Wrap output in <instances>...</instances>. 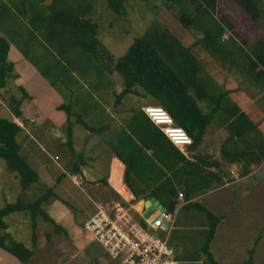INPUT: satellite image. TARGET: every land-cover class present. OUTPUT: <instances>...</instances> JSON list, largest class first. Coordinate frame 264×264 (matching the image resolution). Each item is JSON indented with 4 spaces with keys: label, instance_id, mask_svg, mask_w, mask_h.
<instances>
[{
    "label": "crops",
    "instance_id": "crops-1",
    "mask_svg": "<svg viewBox=\"0 0 264 264\" xmlns=\"http://www.w3.org/2000/svg\"><path fill=\"white\" fill-rule=\"evenodd\" d=\"M53 1L55 0H27L26 2L21 0L20 6H17L19 4L15 5L16 8L10 6L12 9L10 15L13 16V13L16 12L18 21L23 22L28 29V31L24 30V37L14 40L12 33L7 31L1 20L7 16L8 5L4 0H0V4H2L0 5V36L5 38L10 45L8 59L13 63L14 74L17 75L16 79L8 80L6 87L0 90V119H6L19 125L21 132L16 137L20 147L19 153L29 165V160H33L37 164L36 166L41 169L39 171L43 173L41 176L40 172L30 165L38 174L39 182L22 193L18 179L0 163V209L5 204L14 203L20 196L27 202L33 200L32 192L35 188H40V191L46 190L49 188L46 183L57 187L60 198L65 201L64 195L67 193V189L62 184L61 175L70 179L74 186L82 188L85 196H87L85 189L88 183L94 189L104 186L103 181H105L107 186L104 187L114 190L110 184L112 167L115 164V168L117 165L121 168L122 179L125 167L112 153V148L121 145L124 153L128 152L126 149L130 148L131 144L121 138L123 134L121 131L126 128L132 111L150 106L152 102L149 98L142 97V94H129L117 106H114L115 96L119 95L123 89L122 83L115 78L116 73L111 68L103 67L99 75L106 77L107 82L116 88L113 95L114 102L109 98L105 103L102 94L96 95L88 92L85 89L84 81L78 79L79 76L85 75L80 71L76 73L82 68L81 66L74 70L73 68H64L63 63H60L62 67L53 63V61L57 62L58 58H50L45 48L48 46L44 38H67V34L61 33L59 23L53 27L45 25L44 15L38 13L39 9H43L48 14V8ZM262 1L264 2V0ZM99 3H101L100 7H98ZM104 4V0H57L54 7L58 10L56 12L67 8L74 9L70 11L72 13L78 10L77 6L83 7L91 15L92 20L98 24L99 30L97 14L99 8L101 11L105 9ZM25 15L31 17L36 23V28L41 31L38 41L33 34L34 30L31 27L30 30L25 21L20 18ZM213 17L220 24L222 18L226 19L230 26V28H224L220 38V42L224 44L225 48L223 49L224 54L219 57V62H216L195 44L201 36L194 31L180 27L176 31L178 35L175 36L177 43H181L182 40L183 48L191 49L198 61V67L189 73V94L194 97L203 113H209L216 109L210 124L206 127L202 143L196 149L191 150L187 147L184 153L179 152L190 162L199 164V168H203V171L220 178H218L219 183L213 182L206 191L197 192L194 190L188 199L183 198V204L177 202L172 213H168L167 208L155 198L159 205L165 209V212L171 215L172 228L168 241L174 250L177 264H209L205 254L201 252L208 229V220L205 214L193 205H200L214 216L221 217L214 238L209 245V251L214 261L217 264H242L248 256V250L258 239V236L254 238L258 232L254 235L253 231H257L255 228L259 222L260 203L264 201V176L261 179L258 177L261 172H264V69L261 66L255 68L252 65L255 62V56L251 51L254 49L255 43L263 41L258 50L261 57H264V18H260L254 23L236 4L220 3L219 0ZM32 36H34V40ZM75 50L74 48L72 51L70 49L65 51L66 60L72 64L80 56ZM216 63L217 67L214 66ZM46 65H53L48 69V75L54 77L59 75L62 78L59 81L55 80V83L65 87L67 95L63 91H54L38 74L35 66L44 67ZM208 65H213L210 68L212 70H203ZM64 79L66 84L62 85ZM8 82L10 88H8ZM20 88L24 90L28 98H22ZM9 89H14L16 96H10ZM215 95L218 101L216 99L217 104L213 105L211 102ZM133 96H136V99L140 98V103H136ZM15 100H21L20 118H15L11 111ZM67 101L71 103L69 121L72 123L74 159L71 158L64 145V141H66L64 126L68 117L62 111L57 110ZM8 116L10 119H7ZM82 123L88 128H85ZM89 128L96 132L89 131ZM44 141H53V151H47L49 145ZM43 142L46 143V148L42 146ZM57 152L62 155L61 159L55 154ZM151 153V150H145V155L148 158ZM41 154L47 155L54 161L60 160L59 163H55L58 172L61 173L60 176L56 173L47 179L48 174L55 172L50 168L51 166L47 167ZM39 156L45 164L42 163ZM125 156L129 159V154ZM259 157L261 158L258 161ZM133 161L131 185L134 191L140 195L137 200L144 202L143 197L150 195L160 183L158 180L160 171L143 155H139ZM75 163L79 165L81 173L70 175L68 169ZM196 172L200 176L192 183L194 189L207 184L204 173L199 170ZM179 179L180 177H177V180ZM154 180L156 184H154ZM77 181H80V186ZM72 183L70 184L73 185ZM124 187L128 193L132 194L125 185ZM114 192L116 191L114 190ZM30 194L32 195L30 196ZM124 195L128 200L129 196H126L125 192ZM151 198L154 197L149 199ZM88 202L90 201L88 200ZM92 203L96 210L97 203L91 201ZM140 206L142 207L141 204H137L134 208L139 211ZM43 208L50 219L67 232L68 239L62 235L45 233V230L37 224V244L33 249L32 263H61L58 253L65 252L66 247L64 246L66 245L60 246L59 244L64 240L71 246L74 253H78L83 258L77 260L79 263L80 260L90 258L89 260L94 264H120L119 261H113L104 255L102 250L94 252V248H91L90 245L95 242L92 241L90 235L83 237V232L76 228L72 214L60 200L52 199ZM115 208L121 207L116 204ZM4 222L11 238L30 248V229L27 216L23 213H12L5 217ZM83 231L86 232L84 229ZM258 243L253 255L254 264H259ZM72 263L74 264L72 260L66 262V264ZM0 264L21 263L0 249Z\"/></svg>",
    "mask_w": 264,
    "mask_h": 264
},
{
    "label": "trees",
    "instance_id": "trees-1",
    "mask_svg": "<svg viewBox=\"0 0 264 264\" xmlns=\"http://www.w3.org/2000/svg\"><path fill=\"white\" fill-rule=\"evenodd\" d=\"M131 1L149 2V0H104V3L107 9L116 16L123 18L127 15L125 4ZM162 1L167 9H172L174 5L177 6V20L181 27L185 30H192L200 35L201 37L196 40L195 44L200 46L216 62H219V57L224 54L223 49L225 48L224 44L220 42V38L224 32V28H230V26L226 19L222 18L220 24L213 17L218 0H188V2L190 1L189 4H187L186 0ZM230 1L236 4L252 22L256 23L260 18H264V2L262 0ZM25 2H23V5H25ZM56 3L57 0L51 3V6L48 8L47 17L43 21L45 25H50L51 27L59 23L61 33L65 32L67 38H44L46 45L53 50V53L59 56L58 58L66 59L65 51L75 48L80 49L98 63L102 58L99 49L100 44L97 39L98 24L92 20L91 15L83 7L77 6L78 10L73 13L70 12L74 10L71 8L56 12L58 11L54 7ZM32 24L36 28L35 21H32ZM164 37H167L170 41L168 34H162L158 38L151 34H144L133 41L122 57L112 62V71L120 75L123 86L120 94L115 96L114 106H117L129 94L139 95L137 91L139 89L142 97L152 100L150 106L162 108L170 116L174 124L191 138L192 144L188 148L193 150L202 143L206 127L210 124L216 109L209 113H203L194 97L189 94V73L193 70L195 71L198 67V61L192 54L191 49L182 48L181 43H177L174 37L177 52L173 54V59H171L170 42L166 44L163 39ZM259 42L255 43L254 49L251 50L255 56V62L252 65L255 68L261 66L264 69V57H261L258 50L263 41ZM48 47H45L47 53H50L54 57V54L50 52ZM9 49L10 45L8 41L0 36V90L6 87L8 80L17 78V75L14 74V65L8 60ZM158 51L168 62L161 57ZM66 61L69 62L68 60ZM170 62L173 63L171 64ZM57 63L59 66H62L59 61ZM35 67L41 76L49 82L50 86L55 88L54 82L49 80L48 77V69L52 68L53 65ZM62 83L65 82L62 81ZM20 91L23 99L28 98L23 89L20 88ZM20 103L21 100H15L13 103L11 111L15 118L21 117L19 110ZM57 110L65 112L68 117L65 127L66 141L64 145L69 151L71 158L74 159L72 123L69 121L71 104L60 105ZM82 125L88 128L84 123ZM89 131L96 132L91 128H89ZM20 132L21 128L16 123L0 119V160L4 162L6 170L13 173L18 179L20 190L24 193L28 188L39 182V176L19 153L20 147L16 141V137ZM121 133H123L121 138L129 141L131 147L126 149L128 150L127 153H124L121 145L120 147L116 146L112 148V153L125 167L122 183L135 197V201L130 202L131 205L139 201L137 199L140 197L131 185V170L134 168L133 160L134 158H138L139 155H143L145 159H149L151 164L155 165L160 171V177L158 178L160 183L152 190L150 195L143 197V199L148 201L147 199L150 197L156 198L167 208L168 213L173 212L178 202L177 191H181L183 198L188 199L194 190L203 192L208 190L213 182H220L218 176L203 171V168H199V164L187 160L161 131L149 121L141 110L131 112L126 128L122 129ZM145 150L152 151L149 158L145 155ZM127 154H129V159L125 156ZM199 159L203 161L202 158L199 157ZM197 170L204 173L203 175L206 176L207 184L194 189L192 183L198 180L200 176L196 172ZM68 173L70 175L80 174L79 165L73 164L68 169ZM177 177H180V179L177 180ZM61 178H65V175H61ZM153 182L156 184L155 180ZM103 184L107 186L105 181H103ZM59 194L60 192L57 187L51 186L31 201L27 202L25 198L20 196L14 203L5 204L0 209V249L10 254L21 264H35L32 263V258L34 256L33 249L37 244L36 228L38 219L50 225L54 234L62 235L68 239L67 232L50 219L44 211L43 206L47 205L52 199L60 200L72 210L76 225L83 226L90 216L94 214V211H92V214L82 222L78 217L77 209L70 207V204L60 198ZM121 206L127 208L128 204L122 203ZM193 206L204 213L208 220V229L201 252L205 254L209 264H217L209 251V245L214 238L221 217L214 216L200 205ZM12 213H23L30 220V248L16 242L7 233V225L4 219ZM137 224L142 229L152 233L141 218H138ZM257 242L255 241L253 246L248 250V256L242 264H254L253 255Z\"/></svg>",
    "mask_w": 264,
    "mask_h": 264
},
{
    "label": "rangeland",
    "instance_id": "rangeland-1",
    "mask_svg": "<svg viewBox=\"0 0 264 264\" xmlns=\"http://www.w3.org/2000/svg\"><path fill=\"white\" fill-rule=\"evenodd\" d=\"M20 1L21 0H4V2L8 5V11H7V16L4 19H1L2 23L7 28V31H10L12 33V38L14 40H18V39H21L22 37H24V35H25L24 30L28 31V29L24 25V23L18 21L16 12L13 13V16L10 15V11H12L10 6L16 8L17 6L21 5V4H19ZM219 1H220V3H226L227 2L229 4H233V2L230 0H219ZM186 2H187V4L190 3V1L188 2V0H186ZM16 4H19V5H17L15 7ZM0 5H2V4H0ZM100 5H101V3L98 4V7H100ZM103 7L105 8V9L103 8L105 11L104 10L101 11V8H99V12L97 14L98 18H99V20H98L99 21V30H98L99 32L97 35V39L99 40V44H100L99 49H100V53L102 54V58L100 59V61L98 63L96 61L92 60L87 54L83 53L80 49H76L75 51H77V53L80 54L79 58L75 59L74 64H72L70 61L66 64V62H67L66 59L58 58L59 56H57L55 53H53V50H51L49 47H48V49L50 50V52H52L54 54V57H53L54 59L58 58L59 63L64 64V66H65L64 68H66V69L73 68L75 70L81 66L82 68L80 70H77L76 73H78L79 71H80V73H82V72L85 73L84 76L78 77V79H82L84 81V84L86 85L85 89H87V91L92 93V94H96V95L102 94L103 95L102 96L103 101L105 103H107L109 98L111 99L112 102H114V96L113 95L115 93L116 88L113 84H111L110 82H107L106 77H104L103 75L102 76L99 75L100 70H102L101 68H103V67L108 68L109 67L112 69V62L115 61L116 59L122 57L125 54V52L127 51V49L131 46L133 41L136 38L142 37L144 34H151V35H154L156 38L162 36V34H168L170 36V41L167 37H164L163 39L166 42V44H169V42H170V57H171V59H173V54L177 52L176 47H175V43H174L175 41L173 38L176 35H178L176 33V31H177V29H180L181 25H180L179 21L177 20V13H178L177 12L178 11L177 6L174 5L172 9H167L162 0H149L148 3H141L138 1H131L129 3H126L125 7L127 10V15H126V17H123V18L116 16L113 12H111L109 9H107L105 4ZM38 13L40 15L41 14L44 15V18L47 17V14L45 13V11L43 9H39ZM26 16L27 15H25V17L20 16V18L25 21L26 25L29 26V29L31 27L34 30L33 34H35L36 40L38 41V39H40L39 36L41 34V31L38 30L37 28H34L33 24H32L33 20L31 19V17H26ZM65 35H66V33H65ZM32 37L34 40V36H32ZM181 46L183 48L182 40H181ZM73 49L74 48H71L70 51H72ZM159 54L161 55L160 52H159ZM49 56H50V58H52V55L50 53H49ZM55 56H56V58H55ZM161 57L165 61H167L163 55H161ZM8 60L10 61V59H8ZM57 62L53 61V63H57ZM214 66L217 67L218 64L216 63V65H214ZM60 67H62V66H60ZM212 67H213V65L212 66L208 65V66H205V68H203V70H205V71L212 70V69H210ZM86 70L89 72H87ZM37 72H38V70H37ZM38 74L41 76L40 72H38ZM115 75H116L115 78L118 79L122 83V78L120 77V75H118V74H115ZM89 76H91V77H89ZM48 77H49V80L53 81L55 84V88L51 87L54 91H57V92L63 91L65 93V95L68 94L67 89L65 87L61 86L60 84L56 85V83H55V80L59 81L62 79L61 77H59V75L56 77L49 75ZM45 81L48 83V85H50L47 80H45ZM62 81L65 82V79ZM9 82L7 83L8 88H10ZM61 84L65 85L66 82L61 83ZM67 85H68V83H67ZM83 91H84V88H83ZM137 91L139 94H141V91L139 89H137ZM14 93H15L14 89L13 90L9 89L10 96H16V94H14ZM133 99L136 100V103H140L139 102L140 98L136 99V96H133ZM216 99H217V96L215 95L214 100H212V102H211V103H213V105L217 104V102H215ZM217 101H218V99H217ZM63 104L66 105V104H71V103H69V101H67V103H63ZM63 113L66 114L65 112H63ZM7 119H10L9 116L7 117ZM65 127H66V124L64 126V135H66ZM44 142H47L49 145V148L47 145V148H48L47 151L48 152L53 151V141H44ZM44 142H43L42 146H44L46 148V143H44ZM54 152H52V153H54ZM55 154L57 155V157H59L61 159L62 155L59 152H57ZM51 155H53V154H51ZM41 156H42L43 160L47 163V167L51 166L50 168L53 170V172H55L53 174H48L47 179L49 177L54 176L56 173L58 176H60L61 173L58 172V168L55 165V163H59L58 161H60V160H56V161L51 160L45 154H41ZM41 156H39V158L41 159L42 163L45 164V162L42 160ZM29 162L33 168H36L38 171L41 170L36 166L37 164L33 160H29ZM0 163L2 165H4V162L2 160H0ZM114 165H113L112 171H111L110 184L118 194L116 192H114V190L106 189L103 185L100 188H94L93 189L90 187V184L88 183L86 185V189H85V193L87 194V196H85L84 193L82 192V188L74 186V184L72 183V181L70 179H68V178L62 179V184L65 185L66 189H67V193L64 195L65 201L70 204V207L77 209L78 217L82 222L92 214V211H94V213L96 212L95 205L93 203L91 204V201L96 202L98 206H100V205L104 206V207L107 206V210L112 215V217L118 216V217H120V220L123 222H125L124 219H126L131 224L132 223L137 224L138 218H141L139 213H140V210L142 207L140 206L141 208L139 209V211H137L134 207L137 205L138 201L135 202L134 205H131L130 198L127 200V197H125L124 192L127 194L126 196H129V193L125 190V187L122 184V177H121V173H120L121 168L118 165H117V168H115ZM39 172H40V175L43 176V173L41 171H39ZM263 173L264 172H261L259 174L258 177L260 179L263 178V176H264ZM70 183H72L73 185H71ZM78 183L80 186V181ZM46 184L48 187H51L50 184H48V183H46ZM121 191H123V192H121ZM44 192H45V189L40 191V188H35V190L32 192V194H33V197L36 198L38 195H40ZM32 194H30V196ZM86 197L88 198V200L90 202H88ZM122 203H127V204L129 203L128 207L123 208L121 206ZM116 204H119V206H121L123 210L116 212V210L114 208L116 206ZM260 206H261V210H260L259 222H258L257 227L255 228L257 231H253V232H254V235L256 232H258V234L254 236V238L258 236L257 240L259 242L258 243L259 244L258 245V253H259L258 262H259V264H264V201L262 203H260ZM65 207L70 211V213L72 214L73 219H74V215H73L72 210H70V208L66 205H65ZM27 220L29 222V229H30L31 223H30V220L28 218H27ZM37 224L39 225V227H41L45 230L44 231L45 233L48 232V234H50V235L51 234L57 235V234H54L52 227L50 225L44 223L41 219H38ZM76 226H77L76 227L77 229H80V231L83 232L82 233L83 237H85V235L87 237H89V234H85L86 232L83 231L82 225H76ZM128 226H130V225L128 224ZM63 244L66 245V246H64V247H66V251L61 252V254H60V252L58 253V256L60 258L59 261H61V263H59V264H66V262L69 260L74 261V264H85L86 262L88 264H94L93 261L89 260L90 258L80 260L81 262L79 263L77 260L83 259L81 257V255H79L76 252L74 253L71 250V246L68 245L66 243V241L62 240L59 245L62 246ZM90 247L94 248L93 250L95 253L101 252V250H102V253L104 254L103 249L97 243L91 244ZM82 253L83 252L81 251V254Z\"/></svg>",
    "mask_w": 264,
    "mask_h": 264
},
{
    "label": "built area",
    "instance_id": "built-area-1",
    "mask_svg": "<svg viewBox=\"0 0 264 264\" xmlns=\"http://www.w3.org/2000/svg\"><path fill=\"white\" fill-rule=\"evenodd\" d=\"M141 111L178 151L184 153L192 144L191 138L174 124L162 108L144 106ZM177 199L179 204H183L181 191H177ZM115 210L118 212L123 209ZM142 212L141 209L140 215ZM124 221L118 216L112 217L107 206L96 205V212L84 223L83 229L106 256L120 264H177L174 250L168 241L172 228L171 215L164 212L159 213L152 222L143 220L152 233L136 223L131 224L126 219Z\"/></svg>",
    "mask_w": 264,
    "mask_h": 264
},
{
    "label": "water",
    "instance_id": "water-1",
    "mask_svg": "<svg viewBox=\"0 0 264 264\" xmlns=\"http://www.w3.org/2000/svg\"><path fill=\"white\" fill-rule=\"evenodd\" d=\"M130 201H133L135 198L132 194L129 193ZM137 204L142 205V214L140 215L143 220L150 221L159 216V213L162 214L165 212V209L159 205V203L155 200V198H151L148 201H141L139 200Z\"/></svg>",
    "mask_w": 264,
    "mask_h": 264
}]
</instances>
